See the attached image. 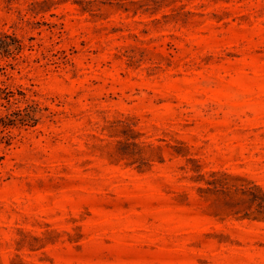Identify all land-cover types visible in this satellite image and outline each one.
Here are the masks:
<instances>
[{
    "label": "rangeland",
    "instance_id": "374dc122",
    "mask_svg": "<svg viewBox=\"0 0 264 264\" xmlns=\"http://www.w3.org/2000/svg\"><path fill=\"white\" fill-rule=\"evenodd\" d=\"M0 33L37 102L0 128V264H264V0H0Z\"/></svg>",
    "mask_w": 264,
    "mask_h": 264
},
{
    "label": "trees",
    "instance_id": "16d2710c",
    "mask_svg": "<svg viewBox=\"0 0 264 264\" xmlns=\"http://www.w3.org/2000/svg\"><path fill=\"white\" fill-rule=\"evenodd\" d=\"M1 35H5L7 37L9 36L6 33H0ZM15 39L14 37H12ZM9 49V48H8ZM23 99L25 101V105L20 106L18 105V102H20ZM15 98V100H11L10 95L6 91V88L0 87V105L4 106L6 109L1 110L0 109V128H8L10 125H14L17 122L23 123L25 121L26 117H31L32 114V103L37 104V102L33 99H27V98ZM3 101H5L7 104H10L9 106L4 105ZM2 157L0 156V159ZM258 187V186H257ZM262 200H264V193H262ZM254 201V199H253ZM259 207H261L260 204H258ZM259 217L264 219V211L259 210Z\"/></svg>",
    "mask_w": 264,
    "mask_h": 264
}]
</instances>
